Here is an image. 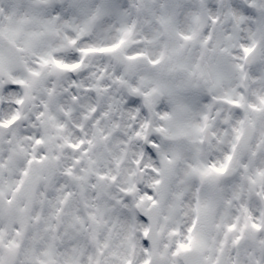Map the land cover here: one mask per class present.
Listing matches in <instances>:
<instances>
[{
  "label": "clouds",
  "instance_id": "clouds-1",
  "mask_svg": "<svg viewBox=\"0 0 264 264\" xmlns=\"http://www.w3.org/2000/svg\"><path fill=\"white\" fill-rule=\"evenodd\" d=\"M0 264H264V0H0Z\"/></svg>",
  "mask_w": 264,
  "mask_h": 264
}]
</instances>
